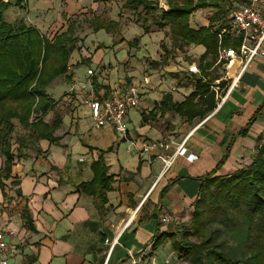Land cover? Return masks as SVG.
Segmentation results:
<instances>
[{"label":"crops","instance_id":"0c3cea01","mask_svg":"<svg viewBox=\"0 0 264 264\" xmlns=\"http://www.w3.org/2000/svg\"><path fill=\"white\" fill-rule=\"evenodd\" d=\"M61 1L0 2L7 5L3 21L12 26L18 24L16 21H24L43 36L53 32L48 38L50 40L67 30L71 15L75 14H83L88 22L94 16H100L119 22L122 27L123 14L120 9L116 11V7H105V11L101 10L100 3H96L90 8L92 17L88 18L85 14L88 13L89 2L82 0L79 5L84 10L78 13L75 0H66V10L61 8ZM198 12L202 14L199 20H192ZM215 12L214 9L196 11L191 17L192 27L209 26V18ZM62 13L67 15V20ZM219 25L220 22L215 24L216 27ZM123 32L121 28V34ZM106 37L107 40L100 44L109 46L114 39L118 40L112 34L106 33ZM123 38L125 41L120 44V49L126 51L123 62L119 61L117 54L114 57L107 54L110 47H83L75 62L70 59L68 73L57 78V83L63 88L61 99H54L47 88L48 94L59 102L57 108L65 112L63 125L56 132L61 141L56 145L40 140L34 148L24 149L15 158L12 178L5 182L4 192L0 188V230H16V235L8 239L12 246L7 256L9 264H121L128 250L146 251L161 234H177L192 224L195 202L201 192L200 178L215 170H218L217 176H230L238 170L241 158L257 152V139L264 138L263 58L251 64L221 109L210 113L209 119L202 125H199L204 120L201 117L189 123L172 111L159 113L154 118L150 114L160 106L165 94H171L174 102L182 103L193 93L194 88L181 99L177 91L185 87L178 86L177 77L187 71L188 59L185 56L190 57L192 62L199 60L206 52L203 46L191 45L187 52L177 57L176 62L169 59L166 65H152L155 69L144 74L149 76V84L141 88L146 94L143 93L140 107L130 110L127 117L129 137L135 145L122 140L112 126L96 127L89 107L83 103L84 99L88 96L106 99L138 84L131 75L143 64L136 51H141L143 41L132 49L128 46L131 40ZM222 51L210 72L219 63L226 66V72L210 80L230 84L238 74L240 62L235 60L227 66V60L221 59ZM151 59L153 64L161 60ZM90 69L94 70L92 77L87 74ZM88 82L92 83V87L84 88L83 84ZM151 93L157 96L147 99L146 96ZM143 114L148 117L146 122L143 121ZM254 117L256 119L250 124L248 135L235 141L228 159L219 168L234 136L246 128ZM52 118L53 112L45 116L46 122ZM194 128L187 148L188 154L197 158L191 162L186 156L179 157L155 186L162 169L158 155L165 150L158 148L141 155L142 147L163 142L169 143L173 151ZM101 152H104L109 175L114 177L103 214L98 209V201L79 189V185L94 179L92 163L99 159ZM24 206H28L30 211L33 230L26 226L23 219ZM163 217H168L170 221L162 223ZM117 238L119 245L108 256L109 245L105 241Z\"/></svg>","mask_w":264,"mask_h":264},{"label":"trees","instance_id":"16d2710c","mask_svg":"<svg viewBox=\"0 0 264 264\" xmlns=\"http://www.w3.org/2000/svg\"><path fill=\"white\" fill-rule=\"evenodd\" d=\"M247 1L166 0L168 9H165L158 0H125L123 11H132L138 19L142 18L146 33L151 29L147 25V19L157 13L159 17L154 19V25L159 30L169 26L174 33V46L163 45V58L154 62L156 67L166 65L169 59L176 62L177 57L187 52L191 45L203 46L206 49L199 59L202 76L192 75L193 93L182 103L174 102L171 94H165L160 106L150 113L153 118L159 113L172 111L191 123L197 117L205 118L214 111V82L207 74L218 62L220 51L238 50L239 39L234 38L232 34L221 35V32L226 27L225 19L231 12L233 3L244 4ZM0 4V160L3 159V165H0V188L4 192L5 182L12 178V169L17 157L11 143V136L16 129L15 120L28 131L25 136L17 138L19 153L24 149L34 148L40 140H47L56 145L61 141L56 132L63 125L65 112L57 108L59 102L48 94L47 88L54 80L68 73L71 55L80 48L78 44L81 39L77 28L81 22L69 20L67 30L50 40L24 21L14 26L5 23L3 14L7 5ZM201 9H214L216 12L209 18V26L195 29L191 25V17ZM62 16L67 20L65 13ZM82 22L90 23L95 30H105L115 37L121 34L119 22L100 16H94L90 22L82 19ZM217 22H220L218 27L215 26ZM115 41L122 43L125 39L121 36ZM139 44V38L128 42L132 49L137 48ZM103 48V45L99 47ZM186 59L188 63H192L190 57ZM185 73L183 74L186 77ZM225 84L226 82H222V87ZM50 112H53V118L46 122L45 116ZM255 119L256 117L234 136L219 168L228 159L235 141L248 135L250 124L254 123ZM147 120L148 117L143 114V121ZM262 139L260 137L257 140L259 142ZM92 170L94 179L82 183L79 189L98 201V209L103 214L108 204L107 193L112 190L114 183V177L109 175L104 152L92 163ZM217 172L218 170H215L200 178L202 186L195 202L192 230L161 234L155 238L154 249L170 241L181 259H186L191 264H264V144L258 148L254 162L247 169L225 178L217 176ZM12 183L17 184L16 181ZM17 193L21 195L19 191ZM4 196L6 197L5 193ZM23 219L26 226L33 230L28 206L23 207ZM211 224H220L246 235L239 255L219 245L210 246L212 238L206 234ZM194 236L200 239L199 243L191 240Z\"/></svg>","mask_w":264,"mask_h":264},{"label":"built area","instance_id":"2783aa9c","mask_svg":"<svg viewBox=\"0 0 264 264\" xmlns=\"http://www.w3.org/2000/svg\"><path fill=\"white\" fill-rule=\"evenodd\" d=\"M9 1L13 0H0V2ZM22 1L24 3L28 2V0ZM163 7L168 9L166 4H164ZM228 20L229 24L222 30L221 35L225 33L232 34L234 38L239 39L240 46L238 50H223L221 59L227 60V66H230L235 60H238L240 62V69L232 83H226L224 87H222L221 81H215L212 84V89L216 94L217 100L216 108L213 112L218 111L225 104L251 64L258 58L264 59V0H250V2L246 4L235 7L229 13ZM187 72L190 75L202 76V70L195 62L187 66ZM87 74L89 77L94 76V70H88ZM144 82L149 84V76L145 77ZM83 86L84 88L86 86L92 87V83H84ZM142 99L143 92L141 88L137 84H133L127 87L123 92L115 93L106 99H96L93 96H88L84 99L83 103L89 107L96 127L112 126L122 140H126L131 142L132 145H135L129 137V123L127 117L130 110L140 107ZM210 115L204 118L203 122L199 125L207 121ZM195 129L196 128H194L173 151H171L169 143L163 142H153L142 147L140 151L141 155L149 154L152 150L158 148H163L165 150V153L158 155V159L162 163V169L155 186L175 165L179 157L186 156L191 162L197 158L193 154H188L187 148V142ZM137 211L138 210H136V212ZM169 221L170 219L168 217L161 218L162 223H168ZM15 235L16 230L13 228L0 230V264H9L7 256L12 246L9 244L8 239L13 238ZM105 243L109 245L108 256H111L114 248L119 245L118 238L112 241L107 239ZM154 243L155 242H152L146 251L136 252L128 250L121 264H151L147 260L154 254ZM180 260V254L175 250L164 259L162 264H178Z\"/></svg>","mask_w":264,"mask_h":264},{"label":"rangeland","instance_id":"374dc122","mask_svg":"<svg viewBox=\"0 0 264 264\" xmlns=\"http://www.w3.org/2000/svg\"><path fill=\"white\" fill-rule=\"evenodd\" d=\"M77 4V9L79 11H77L78 13L83 11L84 8H80V2L82 0H75ZM85 2H89V7L87 8L88 13L85 14L88 18L92 17L93 12L90 11V8H92L93 6H95L96 3H100V8L101 10H105L106 8H112V7H116V11H118L119 9L121 10V14H123V16L121 15V18H123L122 21V27H120V29H123V34H120L119 36L117 35V38L119 39L121 36L125 37L128 40H134L135 38H139L140 39V43L141 41H143V44H141V51H139V49H137L136 51L138 52V58L140 59V61L143 63L141 64L140 68L138 67L137 72L131 75V77H135L136 82L138 83L137 85L140 88H144L146 87V83L144 82L145 77H147V74L151 71V69H155L156 65L153 64L151 61V57L154 58H163V54H164V50H163V45H165L166 47L170 46L173 47V40L175 38L174 33L172 31V29L168 26L166 28V31L164 29V32H161L155 25H154V19L156 17H159V13H157L156 15L149 17L147 19V25L150 26V32L146 33L144 31V26H143V20L138 19V16L135 15L132 11L126 10L123 11L122 5H124L125 0H84ZM160 2V4L163 5L166 4V0H158ZM114 2V3H113ZM104 5V9L102 8ZM67 7V3L66 0L61 1V8H63V10H66ZM235 6H233L232 9H234ZM106 11V10H105ZM76 12V11H75ZM76 12V13H77ZM63 14V13H62ZM202 14L199 12L194 14L193 19L192 20H199L200 16ZM228 16L229 14L226 16L225 19V26H228L229 24V20H228ZM83 18V14H75V15H71V19L70 20H79L81 22L80 27L77 28V34L80 37L81 41L79 42L78 46L80 47L79 49H76L75 51H73L72 55H71V60L73 62H75V60L77 58H79V52L81 51L80 49H82L83 47H95V48H99L101 45L104 46L105 49H107V47H110L109 50H107V54L114 57L116 54L118 55V59L120 62H123V58L126 54V51L123 49H120V42L115 43V39L113 41V44L109 45L108 44H100L103 43L102 41L107 40L106 37V33L104 31V33L102 32L103 30H95V28H93L92 26H88L87 24H84L82 22ZM18 23H20L19 21H16ZM55 32V31H54ZM53 34V32H52ZM51 33H47L44 36L46 38L51 37L52 35ZM165 40H162V39ZM160 40H162L160 42ZM85 44V45H84ZM177 46V45H176ZM83 48V49H84ZM115 49V50H113ZM86 50V49H85ZM184 58V55H183ZM188 58V57H186ZM109 59V58H108ZM107 59V60H108ZM146 60V62L144 61ZM144 61V62H143ZM224 61H226L224 59ZM193 63V62H192ZM195 63L199 64V60L197 59V61H195ZM191 64L188 63L187 66ZM152 65H154L155 67H152ZM151 66V68H150ZM226 66L222 63H219L216 68L212 71L209 72L207 74V77L209 79H212V77L214 76H223L224 73L226 72ZM187 76L185 77L184 74L183 75H179L178 78V83L182 86L185 87L184 90H179L177 91V94L179 95V97L182 99V97H185V95H187L191 89L194 88V81L193 79L190 77V75L188 73ZM165 76V75H163ZM162 76V77H163ZM189 77V78H188ZM59 79H57L56 81L53 82L52 85L49 86V92L50 95L54 98V99H61L62 96V91L63 88H61V85L59 83H57ZM170 87L166 86V88ZM172 88V87H171ZM144 94H146V91H142ZM144 96V95H143ZM157 96L156 93H151L148 94L146 96L147 99H152L155 98ZM15 125H16V129L14 131V133L11 136V143L13 144L12 149L15 152V155L19 156L18 152V148H19V143L17 142V138L19 136H25L28 131L23 129L19 122H17L16 120L14 121ZM264 144V138L262 139V141L257 140V152H258V148L261 147V145ZM257 152L250 154L249 157L247 158H241V161L239 162V167L238 170L236 172H234L233 174L237 173L238 171L241 170H245L247 169L253 162L255 157L257 156ZM251 163V164H250ZM250 164V165H249ZM0 165H3V159L0 160ZM233 174H230L233 175ZM222 177H226V176H222ZM9 200V199H7ZM192 224H189L187 227H185V230H192L191 229ZM207 237L212 238V242L210 244V246L213 245H219L222 248H224L225 250L229 251V252H233L237 255L240 254V250L243 249L242 246L244 244V241L246 240V235L244 233H241L237 230H232V229H227L224 226L220 225V224H211L208 227V231L206 234ZM191 240L193 242H200V239H198L196 236L192 237ZM175 251V248L173 247L172 243L166 242L164 244H162L161 246H159L158 248H156L154 250V254L148 258V262H150L151 264H162L164 259L172 254ZM178 264H191L188 260L186 259H181L180 262Z\"/></svg>","mask_w":264,"mask_h":264}]
</instances>
